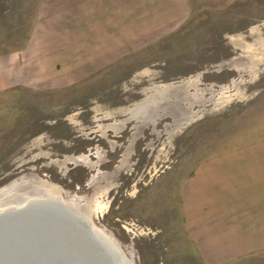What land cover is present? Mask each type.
<instances>
[{"label": "rangeland", "instance_id": "374dc122", "mask_svg": "<svg viewBox=\"0 0 264 264\" xmlns=\"http://www.w3.org/2000/svg\"><path fill=\"white\" fill-rule=\"evenodd\" d=\"M58 1L0 0V200L51 190L131 264H203L178 186L220 142L264 134V0H183L170 33L77 79L58 43L38 49L78 27Z\"/></svg>", "mask_w": 264, "mask_h": 264}, {"label": "crops", "instance_id": "0c3cea01", "mask_svg": "<svg viewBox=\"0 0 264 264\" xmlns=\"http://www.w3.org/2000/svg\"><path fill=\"white\" fill-rule=\"evenodd\" d=\"M57 3L63 8L59 11L67 15L68 23L75 21L73 25L78 27L60 32L61 39L67 38L63 42L53 39L44 43L42 39L38 49L42 54L59 51L61 58L66 57V68L79 70L77 79L141 51L147 36L170 33L173 29L165 28L163 22L179 19L184 2L61 0ZM34 35L33 30L26 48L37 47ZM57 43L60 49L55 51L52 47ZM63 45L65 52L61 49ZM76 47L80 54L88 52V55L75 56L71 61L69 52H75ZM76 70L65 73L74 75ZM3 78L9 77L0 76V82ZM158 93V99H162V90ZM150 99L141 104L143 111L154 105ZM220 146L219 152L196 161L178 186L182 225L194 255L203 264H233L264 252V134L238 143L225 140Z\"/></svg>", "mask_w": 264, "mask_h": 264}, {"label": "water", "instance_id": "95a60500", "mask_svg": "<svg viewBox=\"0 0 264 264\" xmlns=\"http://www.w3.org/2000/svg\"><path fill=\"white\" fill-rule=\"evenodd\" d=\"M49 206L53 210L46 214ZM79 211L62 201H38L0 212V264H109L113 255L109 258V249Z\"/></svg>", "mask_w": 264, "mask_h": 264}, {"label": "bare ground", "instance_id": "6f19581e", "mask_svg": "<svg viewBox=\"0 0 264 264\" xmlns=\"http://www.w3.org/2000/svg\"><path fill=\"white\" fill-rule=\"evenodd\" d=\"M110 126H112V125H110ZM38 201L44 202V203L51 202V201H62L63 203L73 205L76 209H78L73 202L65 200L61 195H57V193H53L51 190L45 191V189H43V190L34 191L33 193H31L29 195H24V196L18 197L16 199L10 198L8 200L5 198H2L0 200V212H5L7 210H18V209L22 210L23 208H27V207L31 206L32 204H34L35 202H38ZM51 210H53L52 207H50V206L46 207V209H45L46 214H48ZM79 212H80V215L85 220H87V222L91 225V227L93 228V231H92L93 234L95 236H97L100 239V241L104 244L103 247H105L106 249L108 248L109 251L111 252V253L109 252V254L107 253L109 258H110V256L113 255L110 258L109 264H114V263L115 264H131L130 261L128 260V258L126 257V255L121 252L118 245L113 241V239L110 238L108 235H106L100 228H98L93 223V221L91 220L89 211L80 210ZM41 215L44 216L42 211H41ZM97 232H98V234H97ZM99 233H100V235H99ZM85 245L87 246L86 243H85ZM86 246L84 248V251L88 250V248ZM89 251L91 253V251H93V248L90 247ZM99 253H101L100 250H99ZM102 258L104 261L108 262L107 258H105V257H102Z\"/></svg>", "mask_w": 264, "mask_h": 264}]
</instances>
